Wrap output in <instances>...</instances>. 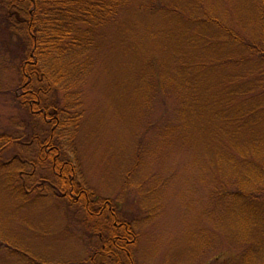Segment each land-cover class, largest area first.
<instances>
[{
  "label": "rangeland",
  "instance_id": "rangeland-1",
  "mask_svg": "<svg viewBox=\"0 0 264 264\" xmlns=\"http://www.w3.org/2000/svg\"><path fill=\"white\" fill-rule=\"evenodd\" d=\"M207 16L259 42L264 0H132L118 23L103 31L92 54L73 147L86 189L104 212L112 209L134 232L131 256L122 252V264H242L246 247L232 238L226 205L213 198L216 185H232L221 173L215 176L210 164L209 136L222 125L210 101L253 85L260 62L243 55L238 43L233 58L240 62L227 69L229 56L221 45L220 60L200 69L195 62L204 55L205 40L195 34L215 31L199 23ZM5 53L0 52V134L21 136L18 144L24 146L3 150L1 157L7 161L19 152L29 161L26 116L13 98L19 88L18 60ZM186 97L193 99L189 109ZM38 169L26 170L27 184L46 175ZM56 205L46 200L22 204L0 174L2 232L7 229L27 243L33 256L46 259L41 264L102 261L96 255L101 243L81 223L80 211L66 212L68 218L63 203ZM3 240L0 236L1 245ZM0 255L4 264L2 247Z\"/></svg>",
  "mask_w": 264,
  "mask_h": 264
},
{
  "label": "trees",
  "instance_id": "trees-1",
  "mask_svg": "<svg viewBox=\"0 0 264 264\" xmlns=\"http://www.w3.org/2000/svg\"><path fill=\"white\" fill-rule=\"evenodd\" d=\"M131 1L0 0V52L12 53L18 60L19 88L13 98L26 116L30 132L26 147L32 150L29 161L19 152L2 161L3 150L6 153L24 144H18L19 135L0 134L2 180L22 204L46 200L56 208V203L62 202L66 217L77 208L82 214L81 223L101 243L96 255L103 260L90 264H122L121 253L129 258L135 239L128 223L119 222L112 209L104 212L98 197L81 182L79 158L73 147L81 125L82 87L92 65V54L100 46L103 31L118 23ZM199 23L215 27L212 34L207 28L195 34L205 40L204 55L195 62L200 69L207 64L213 67L212 61L220 60H216V53L221 45L228 52L227 69L240 62L234 61V46L241 45L243 55L260 62L255 68L260 76L251 81L253 85L240 87L223 99L216 95L210 101L222 125L212 128L209 137L214 175L221 173L226 184L232 185L226 189H217L216 185L213 198L226 205L232 238L246 247L240 256L242 264H264V28L257 42L235 34L218 18L207 16ZM246 75L252 73L248 71ZM224 99L226 102H222ZM192 101L186 97L184 107L189 109ZM29 167L41 168L46 175L40 176L39 182L27 184L24 174ZM0 236H4L0 244L6 256L2 257L4 264L46 261L33 256L29 245L7 229L0 230Z\"/></svg>",
  "mask_w": 264,
  "mask_h": 264
}]
</instances>
